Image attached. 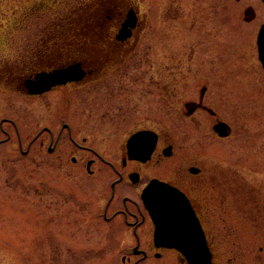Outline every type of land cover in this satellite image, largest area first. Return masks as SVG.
Returning <instances> with one entry per match:
<instances>
[{
  "label": "rangeland",
  "instance_id": "rangeland-1",
  "mask_svg": "<svg viewBox=\"0 0 264 264\" xmlns=\"http://www.w3.org/2000/svg\"><path fill=\"white\" fill-rule=\"evenodd\" d=\"M125 2L0 0V69L22 67L30 56L35 60L33 54L37 50L48 52V48L40 49L41 44L36 47L39 41L76 40L73 36L76 33L82 35L79 39L82 43L94 33L100 39L98 36L107 28V16L113 13L111 9ZM129 3L138 7L145 20L139 45L130 56L145 60V99L151 96L149 91L152 94L154 91L153 87L150 89L148 75L153 74L151 83H161V130L173 131L178 159L187 158L189 152L201 157L214 153L208 154L211 158L222 153L227 160L242 159L251 153L255 156L258 184L263 186L264 197L261 175L264 174V71L255 43L258 28L264 23L261 1L131 0ZM247 8L254 11L253 20L244 21L243 12ZM174 9L179 15L173 19ZM53 50L64 49L51 48L49 53ZM81 50L83 59L89 57L88 49L82 46ZM104 50L102 54L99 50V56H108ZM173 50L183 60L192 53L195 74L189 79L173 81ZM208 72H217L220 77L223 74L221 78L225 79L219 84L214 82L211 89L223 90L225 100L247 111L246 134L218 140L212 136L209 124L201 129L192 127L185 119L181 103L173 106V111L164 103L168 84L174 82L179 103L191 97L190 89L200 88L206 82ZM105 82L99 86L87 82L79 88H61L42 96L22 95L0 85V120L12 119L16 127L4 122L0 130V140L10 137L0 144V264L170 263L169 254L141 261L131 252L135 241L122 220L106 223L100 217L109 191L108 167L98 162L91 168L96 173L90 176L85 159L73 164L70 157L76 153L66 130L54 154L46 151L49 136L44 132L27 154L22 153L42 127L49 126L56 132L65 122L79 142L86 138L88 146L97 148L107 158L115 152L116 158L120 153L118 145L123 146L134 129L97 123L100 110L109 106L108 102L100 105L95 101L96 94H106ZM243 105H247L246 109ZM248 106L254 107L255 112H250ZM229 114L221 113V117ZM113 132L120 136L118 140L109 137ZM123 256L129 257L130 262H122ZM229 256L226 252L224 260Z\"/></svg>",
  "mask_w": 264,
  "mask_h": 264
},
{
  "label": "flooded vegetation",
  "instance_id": "flooded-vegetation-1",
  "mask_svg": "<svg viewBox=\"0 0 264 264\" xmlns=\"http://www.w3.org/2000/svg\"><path fill=\"white\" fill-rule=\"evenodd\" d=\"M130 1L121 3V6L118 5L120 7L115 10L111 9L113 13L107 16V28L101 37L98 36L100 39H96L97 37L93 35L97 33H94L89 36V41L84 40L85 42L82 43L79 40L82 35L79 33V37L76 33L73 34L77 37L76 40H63V42L43 40L41 43L39 41L36 42V47L41 44L40 49L48 48V52L37 50L33 54L35 60L30 56L29 60L25 59L22 62V67L8 66L0 69V85L26 96H42L61 88L75 89L87 82L99 86L100 82L106 80V94L104 96L96 94L95 101L100 105L108 102L109 106L100 110L97 123L110 128L133 126L134 129L126 137L123 146L118 145L117 149L120 153L116 158L115 152L110 153L108 159L97 148L88 146L86 138H82V143L79 142L71 126L65 122L56 132L49 126L42 127L28 141L26 150L22 153L27 154L40 134L44 132L49 136L46 151L50 155L54 154L59 139L66 130L76 153L70 157L73 164L81 163L85 159V169L90 176L96 173L95 169H91L92 166H96L98 162L105 164L108 167L109 180L106 182L109 191L99 215L106 223L122 220L135 241L131 252L135 251L141 261H147L150 257L161 259L169 254L171 256L169 264H188L178 250L157 247L153 240L154 226L141 200V193L151 180H158L177 189L187 199L203 232L202 236L211 257L210 264H245L246 260L249 261L248 264H264V197L261 194L263 186L258 184L255 156L247 153L242 159L227 160L222 153L211 158L208 154L214 155V153H206L201 157L196 152H189L187 158L178 159L173 131L167 133L161 130L163 122L161 83H151L154 77L151 78L153 74H149V86L150 89L153 87L154 91L153 94L149 91L151 96L145 99L147 76L144 69L145 60L130 56L138 47L145 26V20L141 17L138 7L132 6ZM218 13L219 10L216 11L217 16ZM177 15L179 13L174 9L173 19ZM243 15L244 21L253 20L255 17L250 8H247ZM125 26V34L122 35L120 30ZM82 46L89 50V57L85 59L82 56ZM51 48L64 50H53L52 54L49 53ZM104 49L108 56H99V50L102 54ZM175 55L173 50V81L176 82L179 78L189 79L195 74L191 66L194 58L192 53L185 56L186 60L178 59ZM73 65H77V68L83 72L80 81L52 86L42 94L28 93L24 81H33L37 74L50 73ZM218 68L216 66L215 70L217 71ZM207 74L209 75L205 77L206 82L201 84L200 88L190 89L191 97L180 100L179 103L176 100L178 94L173 90L174 82L168 84L170 88L164 95V103H167L172 111L173 106L181 103L185 119L191 126L201 129L209 124L212 136L218 140L227 139L232 135L246 134L249 131L247 127L245 128L244 120L247 111L243 112L238 104H231L225 100L223 90L211 89L214 82L218 81L219 84L225 80L221 78L224 75L220 77L221 74L217 72ZM155 76L160 75L155 73ZM248 107L250 112H255L254 107ZM96 109L94 107V110ZM221 113L232 114L223 118ZM4 122L16 128L12 119L4 118L0 120V130ZM170 123L172 125L173 117ZM218 123H224L229 127L227 137H221L213 130ZM138 131H147L150 136L148 139L147 137L142 139L140 156L132 157L127 149V141ZM109 137L116 140L120 138L115 132ZM9 140L10 137L6 136L5 139L0 140V144ZM151 142L153 144L151 151L146 154L145 150L147 146L151 147ZM90 154L93 158H90ZM261 175L264 177V174ZM226 252L230 256L225 261L223 257ZM124 261L130 262V258L125 257ZM133 264L137 262L134 261Z\"/></svg>",
  "mask_w": 264,
  "mask_h": 264
},
{
  "label": "water",
  "instance_id": "water-1",
  "mask_svg": "<svg viewBox=\"0 0 264 264\" xmlns=\"http://www.w3.org/2000/svg\"><path fill=\"white\" fill-rule=\"evenodd\" d=\"M261 1L264 3V0ZM256 45L264 68V25L259 30ZM74 69L71 66L64 71L55 70L47 80H60L59 83L80 81L83 72L74 76ZM43 78L45 74H38L35 81ZM24 85H28V80L24 81ZM213 129L221 137L229 133V128L223 123H218ZM142 199L155 225L154 242L157 246L176 248L184 254L189 264H209L210 257L203 243V233L188 203L180 194L167 185L152 182L144 191Z\"/></svg>",
  "mask_w": 264,
  "mask_h": 264
}]
</instances>
